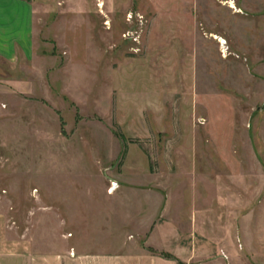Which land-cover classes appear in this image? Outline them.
Listing matches in <instances>:
<instances>
[{"label":"rangeland","instance_id":"rangeland-1","mask_svg":"<svg viewBox=\"0 0 264 264\" xmlns=\"http://www.w3.org/2000/svg\"><path fill=\"white\" fill-rule=\"evenodd\" d=\"M27 1L34 53L0 57V264L144 245L171 181L225 264H264V0Z\"/></svg>","mask_w":264,"mask_h":264},{"label":"crops","instance_id":"crops-1","mask_svg":"<svg viewBox=\"0 0 264 264\" xmlns=\"http://www.w3.org/2000/svg\"><path fill=\"white\" fill-rule=\"evenodd\" d=\"M34 20L35 10L33 4L27 0H0V57L9 62L16 61L19 53L29 58L34 53ZM173 181L170 182V192L167 197H162L158 205L150 206V212L153 209L154 215L147 226V229L137 230L134 234L146 237L144 245L139 243L121 244L120 252L116 254H105L98 256L89 255L91 258L89 264H191L196 259L211 257L217 264H225L222 257L220 236L204 229L201 221H198V196L202 192H196L194 196L195 208L191 214V220L183 213L181 206L176 204H190V198L185 195L183 190L181 195L171 196V191L175 187ZM197 188L196 183L194 185ZM200 196V197H201ZM199 197V198H200ZM173 198V200H172ZM143 204V202H140ZM145 204V201H144ZM250 204V201H249ZM181 208V209H180ZM246 208V203H245ZM176 209H179L177 211ZM161 211L160 217H157ZM203 211V209H202ZM213 212V211H212ZM218 214V213H217ZM263 215V214H262ZM204 216V213H202ZM256 215L255 218H257ZM195 217V218H194ZM214 220V215L209 216ZM253 213L249 210L243 214V219L251 227ZM264 223V215L260 216ZM228 251L231 256L235 254V241L231 235L227 240ZM244 245L247 243L244 240ZM225 253V251L223 250ZM95 257V259H92ZM233 264L235 260L232 261ZM8 264H12L11 261Z\"/></svg>","mask_w":264,"mask_h":264},{"label":"built area","instance_id":"built-area-1","mask_svg":"<svg viewBox=\"0 0 264 264\" xmlns=\"http://www.w3.org/2000/svg\"><path fill=\"white\" fill-rule=\"evenodd\" d=\"M117 187H118V183L117 182H112L111 191L116 189Z\"/></svg>","mask_w":264,"mask_h":264},{"label":"trees","instance_id":"trees-1","mask_svg":"<svg viewBox=\"0 0 264 264\" xmlns=\"http://www.w3.org/2000/svg\"><path fill=\"white\" fill-rule=\"evenodd\" d=\"M119 134V136L121 137V138H123L124 139V135L122 134V133H118Z\"/></svg>","mask_w":264,"mask_h":264}]
</instances>
